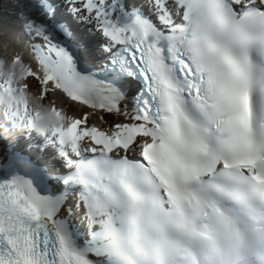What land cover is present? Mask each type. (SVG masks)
<instances>
[{
  "label": "snow or ice",
  "instance_id": "1",
  "mask_svg": "<svg viewBox=\"0 0 264 264\" xmlns=\"http://www.w3.org/2000/svg\"><path fill=\"white\" fill-rule=\"evenodd\" d=\"M67 3L143 89L111 131L87 112L54 130L81 157L64 180L80 192L42 194L20 174L0 182V264H264V0H151L149 16L120 0ZM25 30L47 73L27 78L44 100L54 84L121 113L113 83L78 71L41 27Z\"/></svg>",
  "mask_w": 264,
  "mask_h": 264
},
{
  "label": "clouds",
  "instance_id": "2",
  "mask_svg": "<svg viewBox=\"0 0 264 264\" xmlns=\"http://www.w3.org/2000/svg\"><path fill=\"white\" fill-rule=\"evenodd\" d=\"M148 4L151 6V0ZM22 9L21 0H4L0 9V35L5 39L4 48L7 50L11 44L17 49L11 58L0 56V137L13 141L25 130L46 136L50 131L54 134L56 128L68 127L72 121L62 109L46 103L41 94L31 91L25 84L31 66L24 60L15 59L22 57L19 50L29 48L32 39V34L25 30L29 18ZM39 71L43 80L47 73L42 67ZM10 113L16 114L15 122ZM82 147L87 148L83 144ZM22 166L29 167L27 164Z\"/></svg>",
  "mask_w": 264,
  "mask_h": 264
},
{
  "label": "bare ground",
  "instance_id": "3",
  "mask_svg": "<svg viewBox=\"0 0 264 264\" xmlns=\"http://www.w3.org/2000/svg\"><path fill=\"white\" fill-rule=\"evenodd\" d=\"M3 2H4V0H0V7H1V9H2V5H3ZM24 12H25V14L28 16V18H29V22H31L34 26H39L40 24H38V25H36L35 24V22H37L38 20H39V18L35 15V14H33L31 11H28L27 10V7H24L23 6V9H22ZM40 27V26H39ZM42 29H43V31H44V34L48 37V39L49 40H51V42L52 43H54V44H60V40H58L57 39V37L58 36H55L54 34H52L51 32H49L45 27H41ZM55 31V30H54ZM54 33H56V34H58L56 31L54 32ZM42 39V38H41ZM36 42H38V43H41V44H45V42L43 41V40H39V41H36ZM4 43H5V39H4V37L2 36V35H0V44H3L4 45ZM22 52H23V54H25L26 56H30L31 58H32V61H33V63H35V64H37L36 63V58H35V55H34V53H33V50H32V47L30 46L29 48H27V49H22L21 50ZM38 62V61H37ZM37 66H38V68H39V65L37 64ZM47 103V102H46ZM62 105H66L65 107H63ZM57 108H60V109H62L64 112H65V114L67 115V116H69V117H71L72 119H75V118H81L80 116H83V114L85 113V111L87 110V108H86V106L85 105H79V107H77L76 109V111L73 113L72 112V110L70 109V107L68 106V103H66V102H63V104L62 103H57ZM81 112V113H80ZM80 113V114H79ZM80 115V116H79ZM90 117V116H89ZM94 118V120H92L91 118V121L90 120H88V124H90V123H99L98 121H96V118H100V117H95V116H93ZM105 118V120H108L107 119V117H104ZM100 124H102V122L100 123ZM107 124H105V126H106Z\"/></svg>",
  "mask_w": 264,
  "mask_h": 264
},
{
  "label": "rangeland",
  "instance_id": "4",
  "mask_svg": "<svg viewBox=\"0 0 264 264\" xmlns=\"http://www.w3.org/2000/svg\"><path fill=\"white\" fill-rule=\"evenodd\" d=\"M3 44H0V56H4V55H8V57L9 58H11L12 57V50L11 49H9V50H5V48H3ZM15 54V53H14ZM31 83H34L35 82V79H30L29 80ZM36 83V82H35ZM37 84V83H36ZM38 85V84H37ZM48 101H49V104H52V103H62L63 104V102H62V100H61V98H60V96H57L55 93H49V96H48ZM59 101V102H58ZM63 107H65L66 105H62ZM69 107H70V109L72 110V112L74 113L77 109V107H72V106H70V105H68ZM81 113V112H80ZM79 113V114H80ZM80 116V115H79ZM80 117H82V116H80ZM89 120L91 121V119L89 118ZM99 120V118H96V121H98ZM100 121V122H99ZM98 122L99 123H101L102 121L101 120H99Z\"/></svg>",
  "mask_w": 264,
  "mask_h": 264
},
{
  "label": "water",
  "instance_id": "5",
  "mask_svg": "<svg viewBox=\"0 0 264 264\" xmlns=\"http://www.w3.org/2000/svg\"><path fill=\"white\" fill-rule=\"evenodd\" d=\"M0 9H1V7H0Z\"/></svg>",
  "mask_w": 264,
  "mask_h": 264
}]
</instances>
